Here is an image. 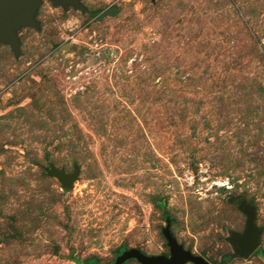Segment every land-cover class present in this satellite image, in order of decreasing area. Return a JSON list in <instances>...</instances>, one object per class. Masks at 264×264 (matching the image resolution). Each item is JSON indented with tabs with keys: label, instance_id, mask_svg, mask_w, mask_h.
<instances>
[{
	"label": "rangeland",
	"instance_id": "obj_1",
	"mask_svg": "<svg viewBox=\"0 0 264 264\" xmlns=\"http://www.w3.org/2000/svg\"><path fill=\"white\" fill-rule=\"evenodd\" d=\"M79 2L0 44V264L168 256L166 218L210 264H264V0Z\"/></svg>",
	"mask_w": 264,
	"mask_h": 264
},
{
	"label": "water",
	"instance_id": "obj_2",
	"mask_svg": "<svg viewBox=\"0 0 264 264\" xmlns=\"http://www.w3.org/2000/svg\"><path fill=\"white\" fill-rule=\"evenodd\" d=\"M42 0H0V44L8 45L11 50L18 54L19 42L16 31L22 27H37L34 14ZM52 5L59 6L66 10L69 6L84 10L79 0H48ZM114 9H107L99 14L101 19ZM48 174L55 177L62 188L69 189L72 182L76 179V173L66 174L63 170L51 166L47 170ZM238 209L245 216V227L242 234L232 233L229 241L233 243L240 256L252 254L259 244L260 231L254 225V211L251 205L240 201ZM169 220L166 218L165 227L162 228L164 237L169 249L168 256L157 255L148 256L137 249L123 250L117 255L113 262L108 264H124L128 260H135L138 264H210L204 258L192 254L185 250L169 230Z\"/></svg>",
	"mask_w": 264,
	"mask_h": 264
},
{
	"label": "trees",
	"instance_id": "obj_3",
	"mask_svg": "<svg viewBox=\"0 0 264 264\" xmlns=\"http://www.w3.org/2000/svg\"><path fill=\"white\" fill-rule=\"evenodd\" d=\"M122 251L120 250V253H121ZM89 264H96V262L94 261V260H91L90 262H89Z\"/></svg>",
	"mask_w": 264,
	"mask_h": 264
}]
</instances>
